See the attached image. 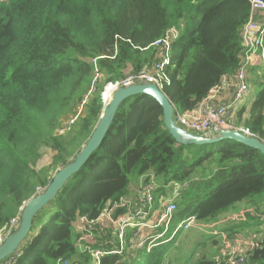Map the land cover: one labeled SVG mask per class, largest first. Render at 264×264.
<instances>
[{"label": "trees", "instance_id": "1", "mask_svg": "<svg viewBox=\"0 0 264 264\" xmlns=\"http://www.w3.org/2000/svg\"><path fill=\"white\" fill-rule=\"evenodd\" d=\"M250 13V0H0V228L37 194L38 186H48L93 133L103 111L98 94L74 122L71 137L56 133L64 115H76L93 78L92 58L107 81L121 78L151 64L154 42L176 27L180 35L166 70L170 82L162 88L178 111L193 110L238 69L241 32ZM252 74L250 88L261 89L250 108L240 104L235 122L264 140V74L257 75L255 68ZM163 113L157 99L145 93L121 103L101 146L43 209L46 220L14 264H91L90 252L76 245L83 232L74 223L97 220L108 205L128 197L131 175L153 174L162 186L156 196L170 182L189 183L178 197L174 223L192 215L214 222L258 194L256 203L264 213L261 150L230 139L178 143ZM40 145L56 153L49 166L37 170ZM126 211L117 207L113 215ZM263 222L247 214L224 232L237 236ZM182 232L168 240L170 230L150 250L105 255L102 264H218L213 256L196 254L198 245L171 261L169 249ZM258 243L249 264H264V235ZM116 245L107 235L102 247Z\"/></svg>", "mask_w": 264, "mask_h": 264}, {"label": "built area", "instance_id": "2", "mask_svg": "<svg viewBox=\"0 0 264 264\" xmlns=\"http://www.w3.org/2000/svg\"><path fill=\"white\" fill-rule=\"evenodd\" d=\"M250 9L249 20L244 24L241 32L242 46L244 47L243 56L238 69L230 79L232 80L231 83L235 86L232 96L223 102L215 100L212 102H200L198 107L185 112H180L176 108V124L195 133L199 132L207 136H215V134L224 129H236L247 136H257L250 128L235 122L237 109L249 94L250 85L248 84V79L250 77V69L253 65L257 64L260 66L257 70V75L262 76L264 71V0H250ZM179 35L180 31L176 27L168 29L165 36L158 38L153 44L156 48V53L154 61L151 64L145 65L138 71L128 72L125 76L115 80L107 81L105 74L97 65V58H92L89 62L94 65L93 78L87 91L78 103V113L72 119L65 122L62 127H59L58 131L62 133L68 130L78 117L82 115L90 99L95 94L100 96L104 107L121 87L136 83H154L160 89H163V84L170 82L166 70L171 63L172 43ZM253 55H256V59ZM148 176L149 179L147 180ZM143 178H145L144 183L133 205L127 208V200L124 197L120 202L112 206L108 205L101 212L97 220L88 221L86 218H82L80 230L83 234L80 238L88 232H92L98 237V233L114 231L113 241L119 244L111 248H104L102 246L104 245L106 236L102 237L100 239L102 245L95 247L97 249L94 252L96 259L93 264H102V257L105 255L122 254L124 251L133 252L144 248L150 250L156 245V241L164 237L170 230H172V233L168 240L173 238L179 229L203 228L201 222L197 221L194 215L179 220V223L173 222V214L177 209V200L181 195L180 192L189 183L186 181L170 182L168 186H165L166 191L163 190L164 193L155 198V192L162 186L156 181L153 174H148L145 177L143 176ZM44 190V187L38 186L37 194ZM159 199V210L156 211L157 206L154 203L155 200ZM117 207H126L127 212L114 217L113 214ZM22 209L23 206L17 215L0 228V245L10 233L18 228L21 221ZM152 210L154 211L152 212ZM105 212H108L107 219L104 218ZM153 218H156L155 222H152ZM88 223L89 225H87ZM110 224L113 225L112 229L109 226ZM161 225L164 226L163 229L159 232L155 231ZM222 236L224 248L227 250L226 264H249L251 252L260 245L258 241H254L249 237H246V240L235 242L234 239L228 238L225 234H222ZM84 249L81 250L91 253L89 249ZM22 253L23 249L19 248L12 255L1 260L0 264H14ZM64 264H68V262L65 261ZM118 264H129V262L125 260Z\"/></svg>", "mask_w": 264, "mask_h": 264}, {"label": "water", "instance_id": "3", "mask_svg": "<svg viewBox=\"0 0 264 264\" xmlns=\"http://www.w3.org/2000/svg\"><path fill=\"white\" fill-rule=\"evenodd\" d=\"M141 93L153 96L161 104L164 112V125L169 129L170 133L178 143L185 145L211 144L222 139H230L243 142L253 148H258L264 153V140L258 136L250 137L236 129H224L215 134V136H207L199 132L195 133L176 124L175 106H173L163 89H160L154 83H136L130 86L121 87L114 93L109 103L103 107V111L93 133L82 149L77 153L75 158L57 170L44 191L35 194L29 200L24 202L21 221L18 228L10 233L0 245V261L9 257L20 248L22 242L30 233L37 214L56 198L70 177L78 172L89 160L93 152L101 146L121 103L129 96Z\"/></svg>", "mask_w": 264, "mask_h": 264}, {"label": "rangeland", "instance_id": "4", "mask_svg": "<svg viewBox=\"0 0 264 264\" xmlns=\"http://www.w3.org/2000/svg\"><path fill=\"white\" fill-rule=\"evenodd\" d=\"M262 69H263V67H262ZM128 72L129 71H127L126 74ZM263 74H264V71H263ZM229 86L230 87L228 89H231V91H233L235 86L231 82H229ZM260 89H261V87L258 86V85H253L252 86V89L250 90V92H249V94L247 96L248 100H250V102L251 101L253 102L254 98L257 96V94L260 91ZM76 110H77L76 113H78V106H77ZM68 116L69 117H67V118H66V115H64L62 117V119L60 121V125H58L57 129H59V127H62V125L65 122H67L68 120H70V119H72L74 117V115H68ZM57 129H56V133L57 134L59 133L64 138H68V137H71V135H73L74 130L76 129V125L73 124L68 130H65L62 133H60ZM39 149H40L41 157L39 158L37 163L34 165L35 169H37V170H39V169H41L43 167L49 166L52 163V159H53L54 154L56 153V151L54 149H52L51 147H49L47 145H40ZM73 158L74 157H72V159ZM130 177L131 178H130L129 189H128V194H127L128 197L125 198L127 200V206H126L127 208L130 205L134 204V202H135V200L137 198V195L140 192V191L138 192L139 187H141L143 185L144 179H145V178H140L141 176L137 177L135 175H131ZM140 190H141V188H140ZM163 190L166 191V187L163 188ZM159 195L160 194L158 193V196ZM261 196H262L261 194L255 195V197H253L252 201H250V202L259 201ZM244 201H246V200H244ZM244 203H247V201L244 202ZM159 204H160V199L159 200H155L154 205L157 206V208H156L157 210L156 211L159 210ZM241 205H244V204L238 203L234 207H231L228 211H226L222 215L218 216L215 221L220 220L223 217L229 216L232 213H235L236 210H238L239 207H241ZM153 211L154 210H152V212ZM46 212H48V211L47 210H41L37 214V216L35 217L34 222H33V227L31 229L30 233L28 234V236L26 237V239L20 245V248L26 246L38 234L42 223L47 218ZM107 217H108V212H105L104 213V218L107 219ZM238 221L239 220L236 219V220L232 221V223H235V225H236V222H238ZM81 225H82V221L79 219L76 223H74V229H76V231H79V229H81ZM109 226L112 229L113 225L110 224ZM163 227L164 226L161 225V227L160 228H156L158 230H155V231L159 232V231H161L163 229ZM208 231H210V230L209 229H207V230L198 229V230H195V231L194 230L188 231V229H183V232L181 233V235L178 238V241H179L178 244L177 243L174 244L169 249V255H168L169 259L172 261V260H174L173 258H178V257L180 258L182 255L190 253L195 248V246H197L200 242L205 241V242H207V244L204 247L202 245L200 246V248L198 247V249L196 251V254L199 253V252L200 253H206L209 257H212V256L214 257L217 254V258L216 259L218 261V264H226L227 263V259H226V255H227L226 253L227 252L226 253H222L221 250H220V245L222 244L224 246L222 234H225L230 239H234L237 236H242L241 237L242 239H237V240L234 239L235 242L241 241V240H246V236L249 234V230H246V229H244L243 232L238 234L237 236L235 234H232L231 236H228L224 231H221V230H220V232H217L218 231L217 230L216 231L217 233L215 231L214 232H208ZM98 234L99 235L97 237L94 233L88 232L82 238H80L79 241L76 242V245L78 246V248L80 250L85 248L86 250L89 249L91 251V253H90V255H91V258H90L91 259L90 260L91 264H93L95 259H96V257L94 256V252H95V250H97L96 248L94 249V248H91V247L94 246V245L101 246L102 244H101V240L100 239L102 237H104V236H107V235H108V238H110V240L113 241L115 232L111 231L110 233H98ZM215 234H216V236H215ZM243 235H245V236H243ZM209 236H215V238L211 239V238H209ZM216 239L219 241L218 243H215Z\"/></svg>", "mask_w": 264, "mask_h": 264}, {"label": "crops", "instance_id": "5", "mask_svg": "<svg viewBox=\"0 0 264 264\" xmlns=\"http://www.w3.org/2000/svg\"><path fill=\"white\" fill-rule=\"evenodd\" d=\"M253 57L256 59V55H253ZM254 68L256 70H258V68H260V66L257 65V64L252 66V68L250 69V79L254 75V74H252ZM230 79H231V77L224 76L223 79H222L221 85L218 86L219 88L215 87L211 91L209 96L207 98L203 99L201 101V103L204 102V101L205 102H212L214 100L217 101V102L227 101L232 96L233 91H234V90L231 91V89H228L230 87L229 86V82L232 81ZM251 89H252V87L249 89V92H250ZM251 103H252V101L250 102V100H248V97L244 101V104L247 105V108L251 107ZM85 111H86V108L84 109L82 115L85 114ZM140 178H143V176H141ZM140 188L141 187H139L138 192L140 191ZM182 191H183V189L181 190L180 194L182 193ZM246 201H247V203H244ZM246 201L243 200L242 202H240V204H244V205H241V207H239V209L236 210L235 213H232L229 216L223 217L220 220H217V221H214V222H211V223H209V222L208 223L201 222V224L203 225V228H190V229H188V231H191V230L195 231V230H198V229H201V230L209 229L210 231H208V232H214V231L216 232L217 230H218L217 232H220V230L224 231L225 227L235 226V223H232V221H234L236 219H238L239 221L245 220L247 218V214H251L252 216H258L259 219L264 221V213L261 212V208H263V205L256 203L257 201H255V202H250L252 200H246ZM155 221H156V218H153L152 222H155ZM246 230H249V234L248 235L246 234L247 235L246 237H249V238L253 239L254 241H258L264 235V222L262 224H260V225H256V226L251 227V228H246ZM243 236H245V235H243ZM241 237L242 236H237L234 239H236V240L237 239H242ZM200 243L198 244L199 248L202 245ZM220 250H221L222 253H226L227 252L226 248H224V246L222 244L220 245ZM199 254H201V253L199 252L198 255ZM216 258H217V254L214 256V259H216Z\"/></svg>", "mask_w": 264, "mask_h": 264}]
</instances>
